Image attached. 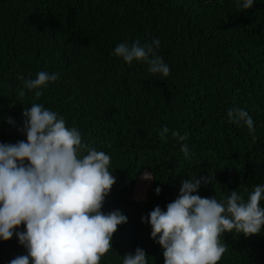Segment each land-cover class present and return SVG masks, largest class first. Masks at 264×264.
Segmentation results:
<instances>
[{"label":"trees","instance_id":"16d2710c","mask_svg":"<svg viewBox=\"0 0 264 264\" xmlns=\"http://www.w3.org/2000/svg\"><path fill=\"white\" fill-rule=\"evenodd\" d=\"M238 2L0 0V143L26 140L22 113L42 104L76 127L86 144L110 155L116 183L102 211L120 210L127 223L118 226L100 264H122L137 248L147 264H164L141 218L157 206L166 210L182 180L214 175L194 194L218 201L233 190L247 199L264 185V0L245 10ZM153 39L170 67L167 77L113 55L125 41ZM40 71L60 78L20 97L18 75L34 79ZM230 108L247 111L255 140L243 122H229ZM162 127L170 130L166 140L159 137ZM182 143L191 153L187 159ZM221 242L228 250L218 264H264V226L248 237L224 233ZM24 254L15 235L0 240V264Z\"/></svg>","mask_w":264,"mask_h":264},{"label":"clouds","instance_id":"9594fccd","mask_svg":"<svg viewBox=\"0 0 264 264\" xmlns=\"http://www.w3.org/2000/svg\"><path fill=\"white\" fill-rule=\"evenodd\" d=\"M254 0H239L237 7H252ZM159 39L141 45L126 41L118 44L113 55L126 64H147V71L167 77L170 67L157 55ZM18 95L25 89H42L60 78V74L40 71L35 78L24 79ZM35 95L39 97L40 91ZM26 140L0 143V240L16 236L26 254L9 264H100L112 250V238L118 226L127 223L120 210L102 211L116 177L110 170L111 157L86 144L76 127L42 104H32L22 113ZM230 123L243 122L256 139L253 119L240 108L227 110ZM11 123V119L8 120ZM168 127H162L166 140ZM182 142L187 135L172 131ZM180 151L187 159L191 153L186 143ZM144 179H152L145 173ZM214 175L194 176L180 182L177 198L166 210L155 207L147 218L151 238L160 245L164 264H218L228 246L221 242L224 233L259 234L264 226V185L255 186L247 195L236 190L222 201L194 194ZM161 189H155L159 194ZM23 231H18L20 226ZM122 264H147L146 253L137 248L126 254Z\"/></svg>","mask_w":264,"mask_h":264}]
</instances>
